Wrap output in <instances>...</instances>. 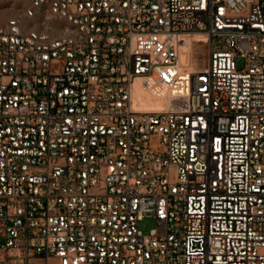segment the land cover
Segmentation results:
<instances>
[{"label": "built area", "instance_id": "built-area-1", "mask_svg": "<svg viewBox=\"0 0 264 264\" xmlns=\"http://www.w3.org/2000/svg\"><path fill=\"white\" fill-rule=\"evenodd\" d=\"M14 1L0 264H264L262 3Z\"/></svg>", "mask_w": 264, "mask_h": 264}, {"label": "bare ground", "instance_id": "bare-ground-1", "mask_svg": "<svg viewBox=\"0 0 264 264\" xmlns=\"http://www.w3.org/2000/svg\"><path fill=\"white\" fill-rule=\"evenodd\" d=\"M185 49L189 53L187 59L193 58L195 46H200L201 43H206L207 38L202 34H193L185 39ZM186 59V60H187ZM136 104L140 105V110L143 111H159L166 107V103L160 98H151L143 91V86L139 85L136 93Z\"/></svg>", "mask_w": 264, "mask_h": 264}, {"label": "rangeland", "instance_id": "rangeland-1", "mask_svg": "<svg viewBox=\"0 0 264 264\" xmlns=\"http://www.w3.org/2000/svg\"><path fill=\"white\" fill-rule=\"evenodd\" d=\"M262 3L263 6V15H264V0H258ZM19 7L15 3L14 0H0V26L4 25L9 19L16 16L18 14ZM218 45V43H216ZM205 44L201 43L200 46H195L199 50V56L195 57H203L204 54H207V51L204 48ZM195 53V52H194ZM155 228L154 220L146 219L139 224V229L144 233L148 234L152 229Z\"/></svg>", "mask_w": 264, "mask_h": 264}]
</instances>
